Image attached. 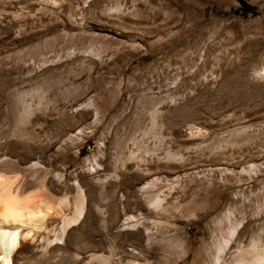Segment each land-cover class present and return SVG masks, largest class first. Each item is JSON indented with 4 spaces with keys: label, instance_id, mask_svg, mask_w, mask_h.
Returning a JSON list of instances; mask_svg holds the SVG:
<instances>
[{
    "label": "rangeland",
    "instance_id": "374dc122",
    "mask_svg": "<svg viewBox=\"0 0 264 264\" xmlns=\"http://www.w3.org/2000/svg\"><path fill=\"white\" fill-rule=\"evenodd\" d=\"M2 153L47 171L25 192L54 209L12 224L11 264H122L131 215L152 264H213L238 222L264 246V0H0Z\"/></svg>",
    "mask_w": 264,
    "mask_h": 264
},
{
    "label": "bare ground",
    "instance_id": "6f19581e",
    "mask_svg": "<svg viewBox=\"0 0 264 264\" xmlns=\"http://www.w3.org/2000/svg\"><path fill=\"white\" fill-rule=\"evenodd\" d=\"M43 169H45L43 167ZM24 171L22 176H19L17 171ZM47 172V171H46ZM45 172V173H46ZM45 173L42 167L37 161L28 162L26 164H19L16 160L7 158L4 153L0 155V255L1 264H11V257L22 245V239L27 238L31 235V231L20 233L18 226H13L15 222L21 225L26 223L34 222L33 219L43 220L46 216L50 215L53 211L50 206L46 209L39 208L35 203H32V196L30 192H25V189L34 187L35 184L38 187V181L42 183ZM32 179V180H31ZM39 183V184H41ZM43 184V183H42ZM41 184V187H42ZM43 188V187H42ZM37 190V189H36ZM44 191L45 187L43 188ZM32 191V190H31ZM38 191V190H37ZM140 191L147 201L153 205L154 210L157 212L162 210V198L157 192L160 190L158 182H148L141 186ZM77 192L81 195L75 198V212L70 219H76L83 207L84 200L82 191L77 187ZM42 193V192H41ZM46 195V194H45ZM41 196V195H40ZM42 202V201H41ZM64 202V199L58 201ZM60 205V204H59ZM57 209V208H56ZM54 210V209H53ZM83 212V211H82ZM231 213L226 214V220L230 223ZM64 219L60 227V235L66 224ZM149 219L147 216H128L122 222L123 225H133L138 229L145 228V243L142 238L137 237L131 240L132 250L125 251L123 255L122 264H152L149 261V257L146 252L154 244V224L146 226V221ZM239 222L229 227L227 238L223 239V243L215 245L214 260L213 264H224L222 257L227 246L232 242H237L236 248L233 250L232 255L236 256L239 264H264V246H260L259 239L250 238L248 244L243 248V243L236 235ZM154 227V228H153ZM176 232L173 233L175 237ZM59 234V233H58ZM177 234V233H176ZM149 253V252H148ZM244 253V254H243ZM100 264H112L111 257H106L100 261Z\"/></svg>",
    "mask_w": 264,
    "mask_h": 264
}]
</instances>
